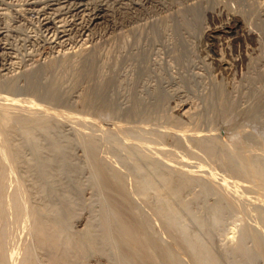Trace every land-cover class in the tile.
<instances>
[{
	"label": "rangeland",
	"instance_id": "obj_1",
	"mask_svg": "<svg viewBox=\"0 0 264 264\" xmlns=\"http://www.w3.org/2000/svg\"><path fill=\"white\" fill-rule=\"evenodd\" d=\"M76 3L0 0V264H264V0Z\"/></svg>",
	"mask_w": 264,
	"mask_h": 264
},
{
	"label": "bare ground",
	"instance_id": "obj_2",
	"mask_svg": "<svg viewBox=\"0 0 264 264\" xmlns=\"http://www.w3.org/2000/svg\"><path fill=\"white\" fill-rule=\"evenodd\" d=\"M47 1V0H46ZM85 1H88V0H77V2H79V3H76L77 4V6H75V11L76 12H78V13H82V16H83V14H86V13H88L87 11V9H85V5H84V3H85ZM87 3V2H86ZM31 4V3H30ZM71 4V3H70ZM32 5V4H31ZM46 11V10H45ZM58 12V11H57ZM107 10H106V8H104L103 6L102 7H99L97 10H95L93 13H90V14H88V16H86V17H88L87 19H88V24L86 25V22L85 21H83V19L81 18V21L79 22V23H74V26L77 28V27H80V29H82L81 31H83V32H81V35H82V33H83V37L85 36V34L86 33H88V31H89V27H91V26H93V25H96V24H99L101 21H103L105 18H106V16L108 15L107 14ZM50 14V13H49ZM84 17V16H83ZM59 20V19H58ZM43 22H44V24H45V26H49L50 24V22H49V20L47 19V18H45L44 20H43ZM55 24V23H54ZM79 29V30H80ZM51 31V30H50ZM2 36V34H0V37ZM81 36V37H82ZM86 36H87V34H86ZM0 42H1V39H0ZM1 46V45H0ZM57 46V45H56ZM64 46V45H63ZM0 49H1V47H0ZM244 124V123H243ZM138 133V132H137ZM142 134V133H141ZM264 134V133H263ZM143 136V135H142ZM259 137V136H258ZM252 137H250V139H251ZM262 138V137H261ZM260 138V139H261ZM252 140V139H251ZM253 140H254V138H253ZM239 141V140H238ZM237 140L235 141L234 140V142H233V144H234V147H237V148H246V146L244 145V143L242 142H238ZM255 141H256V139H255ZM249 142V141H248ZM152 144V143H151ZM150 144V145H151ZM248 144V143H247ZM251 145V144H250ZM232 147V146H231ZM233 147V148H234ZM202 148V147H201ZM203 149L205 150V152L207 151L208 152V154L209 155H211V153H212V148H210V147H203ZM232 150H234V149H232ZM200 151V150H199ZM237 152H239L238 150H236ZM235 151V152H236ZM245 151H246V149H245ZM248 151V150H247ZM246 151V152H247ZM232 152V151H231ZM234 152V151H233ZM245 152V153H246ZM249 152H250V150H249ZM242 153V150H241V152H240V154ZM245 153L243 152V155H241V156H244L245 155ZM207 154V155H208ZM238 154V153H237ZM248 154V153H247ZM246 154V155H247ZM249 155V154H248ZM247 155V156H248ZM203 156V155H202ZM204 156H205V153H204ZM241 156L239 155V157L241 158ZM209 157V156H208ZM207 157V158H208ZM231 157V156H230ZM233 157V156H232ZM199 158H202V157H199ZM243 158V157H242ZM254 158V157H253ZM203 160H204V157L202 158ZM229 159V158H228ZM227 159V160H228ZM248 159V158H247ZM252 159V158H251ZM206 160V159H205ZM208 160V159H207ZM231 160V159H230ZM242 160V159H241ZM244 160H246V158L244 159ZM250 162V161H249ZM247 163V162H246ZM242 164V163H241ZM263 164V163H262ZM253 165H255V164H253ZM253 165L251 166V169H252V167H253ZM94 166H96V165H94ZM243 166V165H242ZM246 166H248V163L246 164ZM97 167V166H96ZM99 168V167H98ZM97 168V169H98ZM243 168V167H242ZM248 169H249V167H247ZM247 169V170H248ZM250 169V171H252ZM262 169H263V167H262ZM99 170V169H98ZM101 170V171H100ZM99 171L100 172H102V171H104L103 169H100ZM244 170V169H243ZM254 170V169H253ZM249 171V170H248ZM248 171L246 172L247 173V177H246V179L248 178V177H250L251 178V176L253 177L254 175L255 176H258L259 178H261V169H257V171H253V172H251V173H248ZM244 172V171H243ZM252 173H253V175H252ZM98 174V173H97ZM104 174V173H103ZM102 174V175H103ZM106 174V173H105ZM104 174V175H105ZM103 175V176H104ZM99 176H100V173H99ZM107 176H109V175H107ZM107 176L106 177H104V178H106L107 179ZM110 177V176H109ZM108 177V179H107V182H106V187H107V189H109V190H111V191H116V184H115V182H114V180L112 181L110 178ZM103 178V177H102ZM103 178V179H104ZM112 178V177H111ZM244 178V177H243ZM249 178V179H250ZM259 178H258V180H259ZM248 179V181H250ZM253 179H254V177H253ZM257 179V178H256ZM256 179H255V181H256ZM257 180V181H258ZM106 181V180H105ZM240 185V184H239ZM253 186V185H252ZM251 186V187H252ZM105 187V186H104ZM245 188V187H244ZM253 188V187H252ZM256 188V187H255ZM258 188V187H257ZM256 188V189H257ZM250 189V188H249ZM255 189V190H256ZM247 189H245L244 191H246ZM252 190V189H251ZM251 190H249V193H250V191ZM254 190V189H253ZM252 190V191H253ZM254 190V191H255ZM258 190H259V188H258ZM264 190V189H263ZM262 189H261V191H263ZM247 192V191H246ZM259 192H260V190H259ZM258 193V192H257ZM248 194V193H247ZM255 194V193H254ZM263 194V193H262ZM256 196L255 197H257V196H259V195H257V194H255ZM254 196V195H253ZM261 196V195H260ZM263 196V195H262ZM261 196V197H262ZM252 198V197H251ZM122 221V220H121ZM122 227H123V233L125 234V238H127V241H128V245L129 246H131V247H135V248H137L136 246H135V239H136V236H135V234L137 233V231L135 230V228H134V225H133V223L132 222H129V221H127V220H123V222H122ZM138 231H140L139 229H138ZM251 232V231H250ZM145 234V233H144ZM249 234V233H248ZM251 234V233H250ZM146 236V235H145ZM249 236H251V235H249ZM124 237V236H123ZM146 237H148V236H146ZM252 237V236H251ZM149 238H144L143 240H145L144 242H143V244H148L149 242L147 241ZM150 240V239H149ZM259 246V245H258ZM259 247H261V246H259ZM261 249V248H260ZM242 253V252H245L244 251V249L242 248V249H238V253ZM162 257V256H161ZM166 258V257H165ZM158 260V259H157ZM156 260V261H157ZM159 261V260H158ZM164 261V260H163ZM160 262H162V260L160 259Z\"/></svg>",
	"mask_w": 264,
	"mask_h": 264
}]
</instances>
